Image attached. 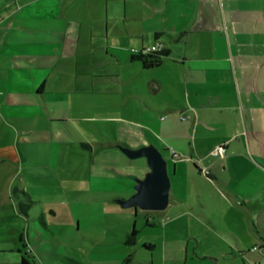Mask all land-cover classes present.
<instances>
[{"label": "crops", "instance_id": "obj_1", "mask_svg": "<svg viewBox=\"0 0 264 264\" xmlns=\"http://www.w3.org/2000/svg\"><path fill=\"white\" fill-rule=\"evenodd\" d=\"M0 18V222L29 220L7 235L0 224V264H264V0H0ZM157 42L168 54L145 68L133 53ZM81 121L108 139L90 155L101 170L134 169L118 206L150 170L119 146L155 144L171 177L168 206L131 207L89 262L22 185L25 145L50 149L69 128L85 139Z\"/></svg>", "mask_w": 264, "mask_h": 264}, {"label": "rangeland", "instance_id": "obj_2", "mask_svg": "<svg viewBox=\"0 0 264 264\" xmlns=\"http://www.w3.org/2000/svg\"><path fill=\"white\" fill-rule=\"evenodd\" d=\"M92 106L90 105L89 108ZM109 112L111 115L129 116L126 107L121 108V112L112 110ZM81 122L82 127L93 133L88 137L84 135L85 139L69 128L71 138H68V142L56 138L50 149L49 146L46 148L25 145L29 160L27 159L28 161H25L26 163L23 165L26 183L22 185L25 187L26 185L38 186V189L26 190L31 192L34 198L44 202L45 208H47L48 224L57 233L70 236L71 241L65 244L68 247L66 251L89 262L90 258L84 254L85 249L89 251L91 247L95 246L98 236L110 234L121 227L120 224H117L118 220L127 219L128 216L133 217V208L121 205L120 207L115 204L113 194L115 195L118 191V194L128 195V192L121 186L130 183L131 173L134 169L127 165H112L110 168L103 166L104 169L101 170V165L93 161L90 155L95 152L93 149L101 150L100 142L108 144V139L100 133V127L95 122L93 124ZM120 124L124 123L120 122ZM106 127H108V135L111 137L110 141L115 142L116 136L112 131L111 124ZM121 137L126 136L121 135ZM90 143H93L91 144L92 148L88 146ZM97 171L104 172V176L118 177L119 190L115 187L114 182L101 181ZM136 179L134 178V181ZM21 196L26 199L25 195L21 194ZM116 205L118 207H115ZM18 218H6L1 221L2 233L7 235L11 229L15 231L13 228H17L20 233L22 227L20 228L15 223H21L25 227L29 220ZM36 222L42 225L39 219ZM137 226L139 229L144 228L145 231L152 229L144 227L145 224L141 217L137 219ZM0 242L3 243L1 238Z\"/></svg>", "mask_w": 264, "mask_h": 264}, {"label": "water", "instance_id": "obj_3", "mask_svg": "<svg viewBox=\"0 0 264 264\" xmlns=\"http://www.w3.org/2000/svg\"><path fill=\"white\" fill-rule=\"evenodd\" d=\"M130 158L146 157L150 170L143 178H137L135 192L127 199L119 200L123 207H140L145 210H164L170 199L171 177L168 160L155 144L130 148L121 146Z\"/></svg>", "mask_w": 264, "mask_h": 264}, {"label": "trees", "instance_id": "obj_4", "mask_svg": "<svg viewBox=\"0 0 264 264\" xmlns=\"http://www.w3.org/2000/svg\"><path fill=\"white\" fill-rule=\"evenodd\" d=\"M160 43V42H157ZM162 44V43H160ZM134 57L140 60L145 68H152L159 66L163 58L168 54V50L162 44V48L160 50H151V51H139L134 52ZM136 234V230H133L131 236L128 237V242H133V237ZM22 264H30L29 260L26 257H23Z\"/></svg>", "mask_w": 264, "mask_h": 264}, {"label": "built area", "instance_id": "obj_5", "mask_svg": "<svg viewBox=\"0 0 264 264\" xmlns=\"http://www.w3.org/2000/svg\"><path fill=\"white\" fill-rule=\"evenodd\" d=\"M6 20L4 18H0V25L3 24ZM162 48V44L160 43H156L154 45H152L151 47H149L146 51H151V50H160ZM190 117V115H186V114H182L181 118L185 119ZM225 151V144L219 145L215 150H214V154H221L224 153ZM259 246L256 245L254 248L257 249Z\"/></svg>", "mask_w": 264, "mask_h": 264}]
</instances>
